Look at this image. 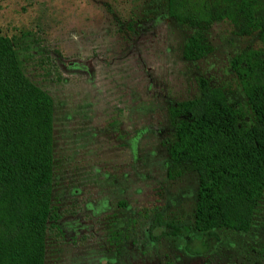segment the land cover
Wrapping results in <instances>:
<instances>
[{
  "label": "rangeland",
  "instance_id": "374dc122",
  "mask_svg": "<svg viewBox=\"0 0 264 264\" xmlns=\"http://www.w3.org/2000/svg\"><path fill=\"white\" fill-rule=\"evenodd\" d=\"M192 30L159 0H0V33L53 101L59 217L44 264H264V190L247 231L198 235L197 175L167 154V107L196 95L199 78L249 123L230 59L259 42L215 21L203 32L210 52L188 61L181 48Z\"/></svg>",
  "mask_w": 264,
  "mask_h": 264
},
{
  "label": "trees",
  "instance_id": "16d2710c",
  "mask_svg": "<svg viewBox=\"0 0 264 264\" xmlns=\"http://www.w3.org/2000/svg\"><path fill=\"white\" fill-rule=\"evenodd\" d=\"M191 28L182 44L188 61L210 52L203 32L227 21L257 47L235 53L230 67L250 121L221 87L198 79V93L167 107L173 132L167 154L197 175L192 226L247 231L264 190V0H159ZM53 101L22 71L12 40L0 33V264H44L45 238L59 214L52 203ZM154 225H161L160 216ZM174 234V233H171Z\"/></svg>",
  "mask_w": 264,
  "mask_h": 264
}]
</instances>
